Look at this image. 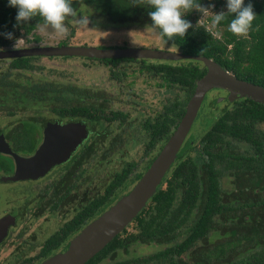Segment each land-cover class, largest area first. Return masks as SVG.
<instances>
[{
  "label": "trees",
  "instance_id": "1",
  "mask_svg": "<svg viewBox=\"0 0 264 264\" xmlns=\"http://www.w3.org/2000/svg\"><path fill=\"white\" fill-rule=\"evenodd\" d=\"M198 2L205 7L209 3L214 4L217 12L227 11L226 0ZM249 2L256 17L246 36H237L227 30L233 18L231 15L213 27L217 36L202 24L191 23L192 27L184 37L172 39L161 37L160 30L155 29L164 42L174 45L181 53L210 59L234 77L264 88V0H244L245 5ZM139 3L140 0H73L72 6L77 11L84 5L92 11L95 20L103 19L111 25H152L148 12L153 9ZM16 13L17 8L10 7L8 0H0V49L10 46L20 36L31 35L37 26L45 25L39 15L17 24ZM187 15L183 17L186 20ZM70 17L65 24L69 25ZM208 21L211 22V16ZM8 32L13 34L12 39L2 35ZM69 33L72 36L73 31ZM32 40L37 42L39 38L32 36ZM34 58H12L8 67L33 70L31 62ZM97 60L108 66L111 79H119L122 72H117L114 67L120 58ZM200 63L186 60L179 64L140 65L139 69L158 75L159 87H176L186 94L185 99L164 104L154 118L143 120L145 154L164 143L176 126L192 93L194 81L205 72ZM7 76L8 72L0 75L3 94L23 100V107H47L60 116L80 115L93 122L100 119L123 121L126 117L119 111H108L112 116H106L103 104L78 103L63 95L90 96L86 90L75 86H57L36 80H25L21 84ZM229 105L210 123L196 145L186 136L161 185L148 199L146 207L131 220L132 231L124 228L84 264H264V104L239 97L231 100ZM113 140L109 142V148L114 146ZM92 148L87 145L64 175L68 188L73 168L89 155ZM31 149L32 146L27 148ZM186 151H192L193 155ZM151 160L152 157L148 162ZM135 167L134 162H128L114 173L99 195L46 240L37 256H45L90 218L119 189ZM134 177L137 179L140 174ZM223 178H230L227 190L221 185ZM132 244H151L160 248L144 257L119 259L122 253H128Z\"/></svg>",
  "mask_w": 264,
  "mask_h": 264
},
{
  "label": "rangeland",
  "instance_id": "2",
  "mask_svg": "<svg viewBox=\"0 0 264 264\" xmlns=\"http://www.w3.org/2000/svg\"><path fill=\"white\" fill-rule=\"evenodd\" d=\"M210 11L217 12L218 9L211 8ZM91 12L84 5L77 10L78 17L88 16L90 22L87 27L80 26L73 17H70L69 25L65 24V26L69 29V32L70 30L73 31L72 36H69L70 33L66 37L61 36L51 27L39 25L31 35L20 36L14 43L4 49L71 45L81 47L94 46L96 48L134 47L179 51L174 45L164 42L152 25H111L105 23L103 19V21L99 18V21L95 20ZM185 15L188 16V21L193 25L202 24L206 29L210 30L212 35H218L211 22L208 21V17L212 16L211 12L203 15L193 9L185 13L183 17ZM32 36H37L39 40L37 42L33 41ZM12 58L0 57V75L8 72L10 78L14 79L15 82H22L21 84L25 83V80L30 82L36 80L38 82H51L54 85L57 84V86L72 85L77 89L86 90L90 96H71L65 93L63 94L65 97L72 98L77 102L103 104L105 115H108L110 110H118L126 113L127 116L124 123L116 120L107 122L103 119L96 122L87 121L90 132L69 161L61 165L58 164L59 166H54L41 179L32 182H22L19 185V188H27L32 192L30 196H35L34 205L33 207L32 205L28 207L29 215L18 222V227L12 230L10 237L0 245V264H28L25 259L36 253L43 240L49 234L66 219L70 218L71 214L85 202L100 194L114 173L120 171L126 163L134 162L136 164L134 170L129 173L119 189L113 193L102 207L95 211L89 220L92 221L95 217L102 215L118 197L121 198V196L129 192L136 182L135 174L139 173L141 175L145 171L150 164L148 160L157 154L163 143H159L151 153L145 154L146 132L141 128V123L146 118H154L164 104L186 98V94L176 87L171 89L159 87L157 85L160 82L158 75L141 70L139 67L142 63L165 62L179 64L185 63L188 59L123 57L120 58L121 60L114 67V70L122 72V74L119 75L118 80H114L109 77L108 66L100 63L97 58L35 56L31 62L34 66L33 70L9 69L8 64ZM200 64V67L203 68V64ZM16 89L19 90V87H16ZM0 94H2V86H0ZM229 103L230 100L227 99V93L220 89L209 90L205 94L187 134V138H191L193 141H191L192 144H197L198 139L209 128L210 123L230 107ZM20 114L29 116L34 122L38 123L44 122L41 120L52 118V115L45 109L38 110L35 108L23 111ZM31 118L29 119L31 120ZM30 131L31 134L34 131L39 132L36 128L34 130V126L30 128ZM116 135L119 137L114 139V141L112 138ZM111 140L115 143L114 146L109 148ZM90 142L92 143L93 151L83 160L79 170H76L75 177L72 179L75 182L73 189L75 195L66 204L64 203L58 211H52L43 206V212L35 216L37 207L42 206V202L39 200L43 199L46 201L48 198L52 181L58 178L71 165L73 158ZM109 150L111 151L108 152ZM186 152L193 155L192 151ZM229 180L230 178L221 180V185L226 190L230 188ZM160 185L161 181L158 186ZM42 190H45V193H43L45 195L38 199V194ZM146 205L147 202L143 208ZM31 215L33 216L32 222H27ZM89 222L83 223L84 225L76 230L75 235ZM132 224L131 221L127 223L125 226L126 231H132ZM73 237H69V240ZM69 240L67 241L68 243ZM159 248V246L151 244H132L128 247V253H122L119 259H127L133 256L144 257L154 253ZM65 249L59 252H63ZM59 252L57 249H53L43 258L36 259L30 264H40ZM150 264L156 263L152 262Z\"/></svg>",
  "mask_w": 264,
  "mask_h": 264
},
{
  "label": "water",
  "instance_id": "3",
  "mask_svg": "<svg viewBox=\"0 0 264 264\" xmlns=\"http://www.w3.org/2000/svg\"><path fill=\"white\" fill-rule=\"evenodd\" d=\"M31 56H78L97 59L123 57L188 59L201 62L205 69L204 74L194 81L192 93L186 101L183 114L176 126L129 192L121 196L108 213L104 215V212L103 216L98 217L100 219L90 221L69 240L68 246L63 252L50 256L40 264H84L125 228L127 223L143 208L168 171L188 134L205 94L209 90L220 89L226 92L227 99L230 101L241 97L264 104L263 87L234 77L210 59L186 55L180 51L71 45L0 49V57ZM85 137L84 126L79 123H71L65 126L47 124L43 131L42 141L32 155L26 158L13 155L17 176L35 178L42 175L51 166L64 162L69 157L70 152ZM0 152H8L5 144L0 145Z\"/></svg>",
  "mask_w": 264,
  "mask_h": 264
},
{
  "label": "flooded vegetation",
  "instance_id": "4",
  "mask_svg": "<svg viewBox=\"0 0 264 264\" xmlns=\"http://www.w3.org/2000/svg\"><path fill=\"white\" fill-rule=\"evenodd\" d=\"M7 78L12 79L9 77V75L7 76ZM212 90L213 89H211V91ZM2 94H0V145L2 144L3 146L5 144L6 147L8 148V152L6 153L0 152V245H2L8 239V237H10L11 231L14 230L16 227H18V222L29 215V212L27 211L28 207L30 205H32L33 207L34 205L33 203H34L35 196L34 197L30 196L32 192L27 188H24V189L19 188V185H21L22 182H32L34 180L41 179L45 175H47L54 166L58 164L61 165L69 161L72 155L76 153L77 148L81 146L82 142L87 138L90 132L89 127L87 125L88 124L87 121H90V120L87 119L86 117L80 116V115L79 116H71V115L60 116L54 113L53 111H50L47 107H42V108L38 107L36 109L38 110L45 109L46 111L50 113V115H52L51 116L52 118L41 120L44 122H40V123L34 122V120H32L31 117L20 114L23 111L35 109L34 107H31V106L23 107L24 105L23 100L19 101L17 98L14 99V95H11V94H3V95ZM9 96H12V97H9ZM78 103H84V102H78ZM110 111H118V110H110ZM124 114L126 115V113ZM106 116L111 117L112 115L108 113V115ZM126 117L123 121H120L119 119H114L110 121L116 120L118 122L124 123L126 121ZM29 118H31V120ZM96 121H99V120H96ZM110 121H107V122H110ZM90 122H93V121H90ZM71 123H79L80 125H83L86 131V137L82 139L76 145L73 151L70 152L69 157L64 162L51 166L45 173H43L42 175L38 177H35V178L18 177L16 174L17 172L15 171L16 164H15L13 155H16L22 158H26L32 155L35 149L39 146V144L42 141L43 131H44V128L47 126V124H56L59 126H65ZM32 126H34V130L36 128L39 132L37 133L36 131H34L31 134L30 128ZM141 128H142V123H141ZM117 137L119 136L116 135L112 139H116ZM90 145L92 146L91 142H90ZM30 146H32V149L27 150V148ZM85 147L81 151H79V153L73 158L71 165L68 166V168L58 178L52 181L50 193L48 194V198L46 199V201L41 199L45 195L43 194L45 193V190H42V192L38 194L39 195L38 199H41L39 201L42 202L41 203L42 206L37 207L35 216H38L37 214H41L40 212H43V206L47 207V209H50L52 211H55V210L58 211L64 203L66 204L75 195L73 193L75 182L72 179L75 177V174L77 173L76 170H79L83 160H85L90 155L93 149L92 151H90L89 155L85 159H83L78 165H76L73 168V171L70 175L71 178L68 184L69 188L66 185L64 175L67 173L68 169H70L73 166L75 159L80 153L84 151ZM110 151L111 150H109L108 152ZM95 197H93L92 199H94ZM43 202H44V205H43ZM88 202H85L82 206H80L79 209H81ZM79 209L73 212L70 218L66 219L57 229H55L51 234H49L43 240L41 246L38 248L36 253L31 256H28L25 259V262L30 264L36 259L43 258L44 256H37V255L39 251L43 248L46 240L50 236H52L54 233L58 232L59 228L64 223L69 221L77 213ZM90 218H92V216ZM90 218L86 219L83 223L89 222ZM32 219H33V216L31 215V217L27 220V222H32ZM83 223L78 228H81L84 225ZM77 229L71 231L67 235L66 238L58 242L47 253H49L53 249L54 250L57 249L58 252L65 249L68 243L67 241L69 240V237L70 238L73 237L75 235V232H77L76 231Z\"/></svg>",
  "mask_w": 264,
  "mask_h": 264
},
{
  "label": "clouds",
  "instance_id": "5",
  "mask_svg": "<svg viewBox=\"0 0 264 264\" xmlns=\"http://www.w3.org/2000/svg\"><path fill=\"white\" fill-rule=\"evenodd\" d=\"M72 3L73 0H8L10 7L17 8L15 17L17 24L27 22L39 15L43 18L46 27H51L57 34L65 37L69 34V29L64 23L68 17H73L76 23L82 27H87L90 22L88 16L78 17ZM133 4L137 3L133 2ZM139 4L150 6L153 9L148 12L152 26L160 30L161 37H167V39L185 36L192 24L184 19L183 15L193 9L203 15L211 12V25L213 27L231 15L233 18L228 23L227 30L237 36H246L256 17L252 3L249 2L245 5L244 0H226V12H212L210 9L214 7V4L209 3L205 7L198 0H140ZM2 35L8 39L13 38L11 32Z\"/></svg>",
  "mask_w": 264,
  "mask_h": 264
},
{
  "label": "bare ground",
  "instance_id": "6",
  "mask_svg": "<svg viewBox=\"0 0 264 264\" xmlns=\"http://www.w3.org/2000/svg\"><path fill=\"white\" fill-rule=\"evenodd\" d=\"M120 199V197H118L110 206H109V208L106 210V211H104L105 213H104V215L106 214V213H108L110 210H111V207H113L115 204H116V202L118 201ZM100 216V215H99ZM99 216H97V217H95V219H100V218H98ZM103 216V215H102ZM94 220V219H93ZM71 240V239H70Z\"/></svg>",
  "mask_w": 264,
  "mask_h": 264
}]
</instances>
